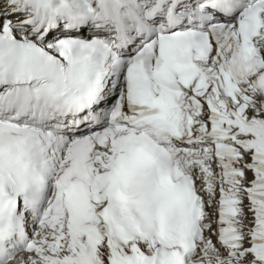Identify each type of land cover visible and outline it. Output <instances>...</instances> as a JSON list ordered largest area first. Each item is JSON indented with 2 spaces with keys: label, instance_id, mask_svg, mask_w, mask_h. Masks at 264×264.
<instances>
[{
  "label": "snow or ice",
  "instance_id": "1",
  "mask_svg": "<svg viewBox=\"0 0 264 264\" xmlns=\"http://www.w3.org/2000/svg\"><path fill=\"white\" fill-rule=\"evenodd\" d=\"M0 264H264V0H0Z\"/></svg>",
  "mask_w": 264,
  "mask_h": 264
}]
</instances>
